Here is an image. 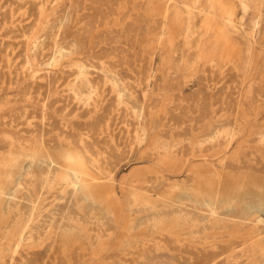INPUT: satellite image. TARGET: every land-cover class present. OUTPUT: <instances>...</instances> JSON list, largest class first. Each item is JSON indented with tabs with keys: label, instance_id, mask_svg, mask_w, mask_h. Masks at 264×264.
I'll use <instances>...</instances> for the list:
<instances>
[{
	"label": "rangeland",
	"instance_id": "obj_1",
	"mask_svg": "<svg viewBox=\"0 0 264 264\" xmlns=\"http://www.w3.org/2000/svg\"><path fill=\"white\" fill-rule=\"evenodd\" d=\"M0 264H264V0H0Z\"/></svg>",
	"mask_w": 264,
	"mask_h": 264
},
{
	"label": "bare ground",
	"instance_id": "obj_2",
	"mask_svg": "<svg viewBox=\"0 0 264 264\" xmlns=\"http://www.w3.org/2000/svg\"><path fill=\"white\" fill-rule=\"evenodd\" d=\"M210 5V4H209ZM247 9V8H246ZM257 16V15H256ZM259 22V21H258ZM256 27V26H255ZM246 28V27H245ZM83 70V69H82ZM55 80V79H54ZM75 92V91H74ZM90 92V91H89ZM82 94V93H81ZM37 95V94H36ZM84 106V105H83ZM143 113V112H142ZM141 137V136H140ZM50 158V157H49ZM43 159V158H42ZM44 160V159H43ZM43 160H41V161H43ZM53 162H54V160L53 159H48V160H44L42 163L44 164V163H48V165H52L53 164ZM49 169V168H48ZM47 174H49V173H47ZM50 174H54L52 171H50ZM31 178V177H30ZM33 181V180H32ZM32 184V183H31ZM29 186V185H28ZM159 186V185H158ZM29 188H31L30 186H29ZM42 191V190H41ZM23 192V194L25 193L24 191H22ZM30 192V191H29ZM31 194V193H30ZM33 194V193H32ZM8 197L10 198L11 197V194L10 193H8ZM32 197H33V195H32ZM16 199H17V197H16ZM190 202V201H189ZM17 203L19 204V206H18V209H19V213L21 214V215H23L24 216V218H25V220L27 221V225L25 224V228L26 229H28L27 231H28V235L27 236H25L24 237V235H21L20 236V238L21 239H23V238H27V239H34V235H35V233H36V230H35V211H34V208L32 207V208H29V207H26V202L25 203H23L21 200H19L18 199V201H17ZM35 203V202H34ZM16 204V203H15ZM195 205V204H194ZM196 206V205H195ZM10 207H11V205L10 204H7V205H5V211H9V209H10ZM24 207H25V209H24ZM26 208H28V209H26ZM60 211V210H59ZM70 212V211H69ZM184 212V211H183ZM182 212V213H183ZM49 213V212H48ZM186 213V212H185ZM178 215H179V213H177ZM187 214V213H186ZM185 214V215H186ZM177 215V216H178ZM181 216H182V214H181ZM195 216V215H194ZM189 217V216H188ZM69 219H70V217H69ZM73 219V218H72ZM78 219V218H77ZM184 219H187V216H186V218H184ZM67 220V219H66ZM74 220H76V219H74ZM182 220H183V218H182ZM25 221V222H26ZM69 221V220H68ZM82 221V220H81ZM15 222V221H14ZM73 222V221H72ZM78 222V221H77ZM74 223V222H73ZM195 223H196V221H195ZM83 224V223H82ZM11 225H12V222H11V220H10V222H8L7 223V227H6V229H10V227H11ZM77 225V224H76ZM80 226V225H79ZM82 226V225H81ZM80 226V227H81ZM71 228H74V227H71ZM75 228H77V227H75ZM22 229V228H21ZM69 229H70V227H69ZM71 230H73V229H71ZM195 231V230H194ZM7 232V231H6ZM14 232V231H13ZM89 232V231H88ZM153 233V232H152ZM151 233V234H152ZM11 236V235H10ZM91 236V235H90ZM99 236V235H98ZM164 236V235H163ZM194 240V239H193ZM69 242V241H68ZM9 243V242H8ZM139 249V248H138ZM124 250V249H123ZM145 251V250H144ZM56 256V255H55ZM181 256V255H180ZM126 257V256H125ZM139 257V256H138ZM251 259V258H250ZM263 262V261H262Z\"/></svg>",
	"mask_w": 264,
	"mask_h": 264
}]
</instances>
